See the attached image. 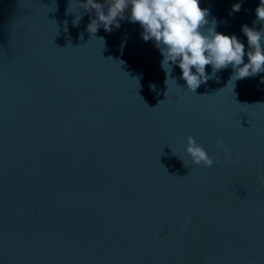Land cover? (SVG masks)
<instances>
[{
	"label": "water",
	"instance_id": "water-1",
	"mask_svg": "<svg viewBox=\"0 0 264 264\" xmlns=\"http://www.w3.org/2000/svg\"><path fill=\"white\" fill-rule=\"evenodd\" d=\"M78 2L0 0V264H264V73L224 69L195 94L175 65L166 94L142 27L93 35ZM258 5L201 0L246 49Z\"/></svg>",
	"mask_w": 264,
	"mask_h": 264
},
{
	"label": "clouds",
	"instance_id": "clouds-1",
	"mask_svg": "<svg viewBox=\"0 0 264 264\" xmlns=\"http://www.w3.org/2000/svg\"><path fill=\"white\" fill-rule=\"evenodd\" d=\"M72 6L70 0L66 14L72 13ZM77 6L89 13L94 12L97 17L87 25V31L93 35L101 26L107 32L112 31L113 25L119 28V21L125 18L138 23L143 29V40L154 41L163 56L162 68L168 76L166 94L169 92V81L179 87L171 76L175 65L182 72L180 78L186 82V90L195 94L202 84L216 78V74L224 69L233 70L229 82L234 83L264 73V27L257 30L247 24L242 26V32L247 37L246 49L236 35L216 31V21H209L210 10L201 7V0H103V3L85 0L78 2ZM241 6L239 2L234 3L229 14L239 12ZM255 14L253 24L264 25V0H259ZM82 18L75 16L73 24L78 25ZM209 65L211 74L206 71ZM261 82L264 83V78ZM152 88L155 90V85ZM216 146L222 149L225 156L231 157V150L223 140H218ZM185 151L195 165L211 168L216 163L191 135L187 138ZM240 158L238 154L235 157L236 160ZM258 181L264 185V174L258 176ZM191 222V217H186L184 226Z\"/></svg>",
	"mask_w": 264,
	"mask_h": 264
}]
</instances>
